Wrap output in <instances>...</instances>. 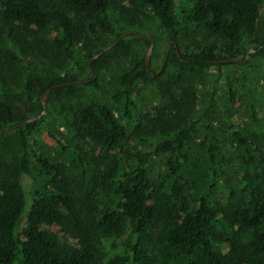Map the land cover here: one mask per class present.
Listing matches in <instances>:
<instances>
[{"label":"trees","instance_id":"trees-1","mask_svg":"<svg viewBox=\"0 0 264 264\" xmlns=\"http://www.w3.org/2000/svg\"><path fill=\"white\" fill-rule=\"evenodd\" d=\"M263 9L0 0V264H264ZM153 28L174 42L156 76L138 59L153 41L135 32ZM243 37L248 64L246 50L234 61ZM234 66L252 71L243 96L226 87L247 122L220 107L221 77H209ZM125 234L109 258L105 241Z\"/></svg>","mask_w":264,"mask_h":264},{"label":"rangeland","instance_id":"rangeland-1","mask_svg":"<svg viewBox=\"0 0 264 264\" xmlns=\"http://www.w3.org/2000/svg\"><path fill=\"white\" fill-rule=\"evenodd\" d=\"M177 3L179 0H176ZM264 10V9H263ZM149 29H143L140 31H135V32H140L141 34L147 35L152 41H153V49L150 53L149 59H148V72L150 74V76H156L157 74H159L162 70V66L164 65V59H165V55L168 52V50L172 51L174 49L173 44L170 46V41L168 40V35L164 32H159L157 31L155 28L152 29V31H148ZM125 38L128 39H133V37H126ZM225 41H221L219 40V43H223ZM218 43V44H219ZM241 46H235V50H237L238 48H240V53L238 54V57L236 59H234L235 62L237 63H241L244 58V50L247 51V59L245 61H243V64H248L251 61L250 58V54L252 53V49H253V45L251 43V39L248 37H243L242 41H241ZM152 46V44H149V46L147 47H142L143 49L140 50V52L138 53V59H146L148 50L150 49V47ZM170 46V48H169ZM129 60V59H128ZM131 61V58H130ZM129 61H127L126 63H124V67L127 68L129 67ZM252 71L249 68H243V69H239L237 66H234L233 68L229 69L227 72L223 73L222 75L220 73L214 72V74H210L209 77L213 76L214 80H217L219 78V76L221 77V80H219L216 84L215 87V92L216 98H219V104L220 107L223 108H228L230 109L232 112L236 113L237 115V119L238 122H242V120H245L247 122L246 119V111L244 107H241V103H237V105L235 107L232 106V104L229 102V95L226 93V87L227 85H232L234 88V92L235 94L241 95L243 96L244 94V87L243 84L249 79H251L252 75H251ZM89 76H87L88 78ZM112 74L110 73L109 75V79H111ZM210 78H207L206 81H208ZM255 80H257L259 82L258 85V90H259V95L264 96V77L262 73H259V76L256 75L255 76ZM209 87H211V83H208ZM249 86V85H248ZM204 89V88H203ZM212 89V88H211ZM138 95V92H137ZM149 95V89L146 88L144 90V94H143V98H147ZM44 97V95L42 96V98ZM47 95L44 97L45 99V104L44 107L46 108L47 106V100H46ZM196 100V103H199V107L196 109L198 114H203V112L205 111V109L209 106V99L207 94H204L203 90L202 93L197 95V97H195L192 101L194 102ZM157 104V103H156ZM155 104L154 103H150L148 104L146 109L141 108V114L142 115H146L147 112H154V107ZM45 112L43 111L41 115H44ZM41 131L39 130V132H37L36 134V139H38L41 143L44 141V136L42 135V132L46 130L48 128H44V127H40ZM149 146H145L142 148H148ZM161 162L158 159H155L151 162V166L153 167L152 172H165V169L162 168V166L160 165ZM159 166V169H158ZM28 180V177L25 176V181ZM236 206V204H235ZM26 226V222H25V216L22 217L19 226L17 228L16 233H19L24 227ZM126 234L122 237L119 238H115V239H108L105 241V249L106 252L108 254L109 258H113L115 256H118L122 253V245L126 239Z\"/></svg>","mask_w":264,"mask_h":264},{"label":"water","instance_id":"water-1","mask_svg":"<svg viewBox=\"0 0 264 264\" xmlns=\"http://www.w3.org/2000/svg\"><path fill=\"white\" fill-rule=\"evenodd\" d=\"M125 35L126 34H123L119 39H122L123 37H125ZM118 41L119 40H117L115 43H114V45H116L117 43H118ZM113 45V46H114ZM113 46H110V47H108L106 50H104L103 52H105V51H107V50H109V49H111ZM152 49H153V42H152V46L150 47V49L148 50V53H147V56H146V66L148 67V59H149V56H150V53H151V51H152ZM102 52V53H103ZM95 58H97V56L95 57ZM47 95V92L44 94V97ZM44 97L42 98V104L44 105L45 104V99H44ZM35 119H31V120H29V121H27V122H25V123H28V122H33Z\"/></svg>","mask_w":264,"mask_h":264},{"label":"flooded vegetation","instance_id":"flooded-vegetation-1","mask_svg":"<svg viewBox=\"0 0 264 264\" xmlns=\"http://www.w3.org/2000/svg\"><path fill=\"white\" fill-rule=\"evenodd\" d=\"M173 43H174V42H171V43H170V46H171ZM170 46H169V48H170ZM169 52H170V50H168L167 53L169 54ZM168 54H167V55H168Z\"/></svg>","mask_w":264,"mask_h":264}]
</instances>
